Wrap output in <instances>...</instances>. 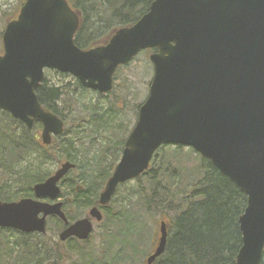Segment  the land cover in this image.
<instances>
[{
	"label": "water",
	"instance_id": "water-1",
	"mask_svg": "<svg viewBox=\"0 0 264 264\" xmlns=\"http://www.w3.org/2000/svg\"><path fill=\"white\" fill-rule=\"evenodd\" d=\"M7 23L0 54V109L33 129L43 124V145L63 134V121L46 111L36 90L52 70L75 77L86 89L108 94L114 75L140 52L150 55L154 76L120 163L101 194L107 205L120 185L137 179L163 146L192 148L246 197L239 218L242 246L236 264H261L264 253V0H155L134 25L90 50L75 44L78 14L67 0H22ZM67 162L34 187V198L0 201V228L46 234L47 218H67L59 184ZM90 218L98 222L97 208ZM91 219L68 226L61 241L88 240ZM154 264L168 243L160 224Z\"/></svg>",
	"mask_w": 264,
	"mask_h": 264
},
{
	"label": "trees",
	"instance_id": "trees-1",
	"mask_svg": "<svg viewBox=\"0 0 264 264\" xmlns=\"http://www.w3.org/2000/svg\"><path fill=\"white\" fill-rule=\"evenodd\" d=\"M68 1L81 15L76 44L86 49L93 44L106 43L104 39L99 40L104 32L100 27L102 24L104 30L109 26L112 28L106 33L108 38L117 29L134 24L148 12L154 0ZM18 12L4 13L0 17V53L5 25L15 19ZM143 54L147 57V52ZM134 61L118 70L115 88L106 96L107 99L112 97L111 100L101 101L102 97L97 95L99 100L96 103H87L83 99L84 95L92 93L73 77L46 71L44 83L36 90L39 101L45 109L66 122L65 133L55 138L50 146L41 144L39 131L42 127L39 123L30 130L0 109V201L34 198V187L53 174L51 166L71 161L76 169L63 179L62 189L63 194L70 195L73 202L65 205L68 218L72 222L78 220L80 215H84L83 211L96 203L113 173L125 137L132 127L131 121L123 119L127 103L129 100L137 101L133 111L135 120L142 105L138 104L136 93H131L129 82L119 89L122 71H128ZM104 102H108L109 107L105 108L102 105ZM96 137L102 146L91 149L90 141ZM114 137H118L115 144ZM113 146L114 151L107 150V147ZM134 182L132 187L126 183L118 189L111 211L106 212L98 234L101 251L106 253L116 247L113 241L119 233L133 237L134 233L130 231L123 232L121 229L118 233L117 227L135 228L136 235L130 251L141 258V264H146L157 246L152 234H149L147 220L154 214H160L161 222L165 221L168 226V243L164 254L154 264H236L242 246L239 218L246 209L247 197L210 160L192 148L165 146L155 154L150 169ZM77 188H80L79 191H76ZM72 207L79 208L78 212H70ZM56 220L49 219L48 232L51 225L63 228V223ZM48 232L46 235L24 234L0 228V264H49L54 240L53 244L50 240L46 241V238L52 237H47ZM145 242L149 245L144 246ZM122 243L128 241L123 239L119 246ZM89 244L92 245L91 240ZM90 245L85 244L82 259L83 253L90 255L94 249ZM56 246L65 257L74 250V247L65 248L60 243ZM126 250L122 245L114 259L103 258L98 263L84 261L83 264L134 262L133 258L122 255ZM74 262L72 260L70 264ZM261 264H264V254Z\"/></svg>",
	"mask_w": 264,
	"mask_h": 264
},
{
	"label": "rangeland",
	"instance_id": "rangeland-1",
	"mask_svg": "<svg viewBox=\"0 0 264 264\" xmlns=\"http://www.w3.org/2000/svg\"><path fill=\"white\" fill-rule=\"evenodd\" d=\"M21 0H0V17L2 15L5 14H11L14 13L16 10H19L21 7ZM1 24V21H0ZM101 30L104 31L102 33V35L105 34V36L102 37V35H100V37L102 39H99L100 41H102L103 39L106 38V36L112 28L107 27L104 30V26L103 24L100 26ZM153 78V66L148 62L147 57L145 54H141L137 57V59L131 64L130 69L124 70L121 73V78L119 79V89H122V87L129 82L128 86H131V93L135 94L136 96H138V104H142L144 103V101L146 100V98L148 97L149 94V84L151 82ZM120 92V91H119ZM84 100L91 103L97 102L98 101V96L97 94H88V95H84L83 97ZM137 101H131L129 100L127 103V107H126V112L124 114L123 119L126 122H132V127L130 129L133 128L134 124L136 123L137 120H135L134 118V105ZM118 104V103H117ZM135 120V121H134ZM60 167L53 165L51 166V170L53 171V173ZM135 184V182H130V186L132 187ZM125 192V190H123ZM124 192H121L124 193ZM138 208V207H137ZM82 213V212H81ZM84 214V213H83ZM82 216V215H80ZM165 220V218L163 219ZM160 222H161V215L160 214H154L153 216H151L148 220V227H149V234H152V238H154L156 245L158 242V238H159V228H160ZM102 224L103 222H101L100 224L96 225V229L94 230V233L91 237V242L92 245H90V248H94L93 250H91V254L90 255H85V253H83V259H82V254L81 252H83V250L85 249V246L82 244H78V243H71L68 242L65 245V248H71L74 247L73 251H71V255L65 257L60 251H59V247L56 246V244L59 243V237L57 238H52L51 236L53 235V232L56 229L55 225H51L50 226V231L48 232V236L47 237H51V239H47L46 241H53L54 240V248L50 249L52 250V258L49 260V264H70V262L73 260L75 261L74 264H83L84 261L85 262H92V263H98L100 260H102L103 258H107V260L109 259H114L116 257V254H118L121 251V246L124 245L127 250L123 251V256L124 257H131L133 258L132 260H134V262H130L128 264H141V258L140 257H136L135 255H132V252L130 251V247L135 239V233H136V229L132 228L129 229H125L122 228L121 226L117 227V231L119 233V231L122 229L123 232H133L134 235L133 237H130L131 235H125L124 233H119L117 238L113 241V244H116V247L110 248L109 252L104 253V251H101V241L98 238V234L100 233V229H102ZM54 236V235H53ZM58 236V234H57ZM123 239H126L128 241V243H122L121 246H119V243L122 242ZM71 243V244H70ZM98 245V246H97ZM149 242H145L144 246H148ZM97 246V248H95ZM66 259V260H65ZM82 260V261H81ZM87 264V263H85Z\"/></svg>",
	"mask_w": 264,
	"mask_h": 264
},
{
	"label": "flooded vegetation",
	"instance_id": "flooded-vegetation-1",
	"mask_svg": "<svg viewBox=\"0 0 264 264\" xmlns=\"http://www.w3.org/2000/svg\"><path fill=\"white\" fill-rule=\"evenodd\" d=\"M67 2L69 3V1L67 0ZM69 5H70V7L73 9V10H75L73 7H72V5L69 3ZM75 12L76 13H78L76 10H75ZM79 14V13H78ZM81 15H79V18H80V20H81V17H80ZM78 33V32H77ZM76 36H77V34H76ZM76 36H75V44H76ZM113 36V34H111L110 35V37H108V38H106V39H104V41H108L109 42V40L111 39V37ZM103 41V42H104ZM77 45V44H76ZM105 44H103V45H95V44H93V45H91V46H89L88 48H86V49H83V50H90V49H94V48H97V47H102V46H104ZM78 46V45H77ZM79 47V46H78ZM80 48V47H79ZM82 49V48H81ZM131 63V62H130ZM129 63V64H130ZM129 64H127V65H129ZM127 65H125V66H121V67H119L118 69H117V71H116V73H115V75H114V85H113V89L115 88V76L117 75V72H118V70L119 69H121V68H123V67H126ZM46 71H52V70H46ZM46 71H45V74H46ZM53 72H58V71H53ZM58 73H60V72H58ZM61 74H63V73H61ZM65 75H69V74H65ZM69 76H71V75H69ZM71 77H73V76H71ZM74 79H76L75 77H73ZM77 80V79H76ZM78 81V80H77ZM79 83H80V81H78ZM44 83V82H43ZM81 84V83H80ZM42 85V84H41ZM40 85V86H41ZM81 86H82V84H81ZM83 87V86H82ZM84 88V87H83ZM38 89V88H37ZM84 89H86V88H84ZM87 91H89L90 93H92V94H97V95H100L101 97H102V99H101V101H110L111 100V98H109V99H107L106 98V96H108V95H110V93L113 91H111L110 93H108V94H101V93H99V92H97V91H93V90H89V89H86ZM38 96V95H37ZM39 99V98H38ZM98 100H99V98H98ZM40 102V101H39ZM94 103H96V102H94ZM42 105V104H41ZM105 108L106 107H109V103L108 102H104L103 104H102ZM42 107H43V105H42ZM44 108V107H43ZM45 109V108H44ZM46 111H48V112H51V111H49V110H47V109H45ZM134 111V110H133ZM51 113H53V112H51ZM54 115H56L55 113H53ZM58 118H60L62 121H63V123H64V128H65V130H66V122H65V120H63L61 117H59L58 115H56ZM137 122V121H136ZM36 123H39L40 125H41V127H42V129H40V131H39V137H40V141H41V144L43 145V143H42V140H41V132L43 131V124L41 123V122H36ZM35 123V124H36ZM136 124V123H135ZM135 124H134V126H133V128L132 129H130L129 130V132H128V134H127V136L125 137V141H124V147H123V149H122V151H121V154H120V156H119V158H118V160H117V163H116V165H115V167H114V170H113V173H114V171H115V169H116V167H117V165L120 163V161H121V159H122V155H123V151H124V148H125V145H126V142H127V140H128V138H129V136H130V134H131V132L133 131V129H134V127H135ZM65 130H64V132H63V134L65 133ZM62 134V135H63ZM62 135H60V136H62ZM60 136H53V138H52V141H51V143L50 144H48V145H43V146H50L51 144H52V142H53V140L55 139V138H57V137H60ZM118 138V137H117ZM117 138H113L114 139V144H115V141H117ZM92 148L91 149H96V148H101V146L102 145H100V141H99V139H98V137H96L95 139H91V141H90V144H89ZM115 146H113V147H107V150H111V151H114V148ZM67 162H69V163H71L72 165H74V167L66 174V176L72 171V170H75L76 169V165L73 163V162H71V161H65V162H63V163H67ZM62 163V164H63ZM61 164V165H62ZM109 165H110V163H109ZM106 166H108V161H107V159H106ZM105 166V167H106ZM113 173H112V175L107 179V181H106V183H105V185H104V187H103V189L101 190V192L99 193V195H98V197H97V201H96V203L95 204H93V205H91L86 211H83L84 212V215H82V216H79L80 218L78 219V220H76V221H71L69 218H68V216H67V213L65 212V205H69V204H72L73 202H72V200L70 199V195H66L65 196V194H63V192H62V189H63V179L66 177H64L62 180H61V182H60V184H59V187H60V189H61V193H60V196H59V198H58V200H56V201H53L52 203H62V205H63V207H62V210H63V212H64V214H65V216H66V218H67V223H65L63 220H61L59 217H57V216H50V217H48V219H47V224H48V221H49V219H57L58 221H60V222H62L63 223V228L62 229H59L60 231H57V230H55L54 231V233H53V235H52V237L53 238H58L59 237V243L60 244H62V246L63 247H65V245L68 243V242H71V243H73V242H75V243H78V244H82V245H84L85 246V244H88V245H90L89 243H90V239H91V237H92V235H93V233H94V230L96 229L95 227H96V225H98V224H100L101 222H103L104 221V217H105V215H106V212L107 211H111V204H112V202H113V199L115 198V196H116V194L113 196V198H112V200L107 204V205H102V204H100V198H101V194L104 192V190H105V188H106V185H107V183H108V181L111 179V177L113 176ZM135 181V180H134ZM134 181H132V182H134ZM130 183V182H129ZM122 185H120L119 187H118V189L121 187ZM79 189L80 188H77V190L76 191H79ZM118 191V190H117ZM117 193V192H116ZM79 196H85V195H79ZM89 202V201H88ZM83 204V203H82ZM80 205H81V203H80ZM94 208H97L98 210H99V212L101 213V215H102V220L100 221V222H98L97 220H95V219H91L90 218V212H91V210L92 209H94ZM78 209L79 208H77V207H72V209H70V212H72L73 210L76 212H78ZM79 211H81L82 212V210H79ZM80 212V213H81ZM86 218H88V219H91L92 221V224H93V227H94V230H93V233L91 234V236H90V238L88 239V240H80V239H78V238H76V237H71V238H69V239H67L66 241H61V239H60V235H61V233L65 230V229H67L68 228V226H70V225H72V224H74L75 222H77V221H79V220H82V219H86ZM56 220V221H57ZM48 225H47V229H48ZM62 227V226H61ZM57 234H58V236H57ZM63 242V243H62ZM70 243V244H71ZM51 244H53V241L51 242ZM52 249L54 248V245H52V247H51Z\"/></svg>",
	"mask_w": 264,
	"mask_h": 264
}]
</instances>
